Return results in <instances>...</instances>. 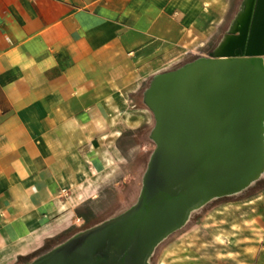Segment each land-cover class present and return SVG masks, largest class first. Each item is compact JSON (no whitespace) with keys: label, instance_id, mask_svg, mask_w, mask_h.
I'll return each instance as SVG.
<instances>
[{"label":"crops","instance_id":"1","mask_svg":"<svg viewBox=\"0 0 264 264\" xmlns=\"http://www.w3.org/2000/svg\"><path fill=\"white\" fill-rule=\"evenodd\" d=\"M229 10V0H0V264L102 223L81 211L102 181V140L118 151L154 56L211 36ZM254 220L264 230L263 210ZM254 235L239 238L237 264H264V233Z\"/></svg>","mask_w":264,"mask_h":264},{"label":"water","instance_id":"2","mask_svg":"<svg viewBox=\"0 0 264 264\" xmlns=\"http://www.w3.org/2000/svg\"><path fill=\"white\" fill-rule=\"evenodd\" d=\"M264 0H243L205 58L157 76L141 196L125 216L78 233L27 264H148L158 244L216 198L264 172Z\"/></svg>","mask_w":264,"mask_h":264},{"label":"rangeland","instance_id":"3","mask_svg":"<svg viewBox=\"0 0 264 264\" xmlns=\"http://www.w3.org/2000/svg\"><path fill=\"white\" fill-rule=\"evenodd\" d=\"M239 3L240 0H229V14L211 36L205 38L200 33H191L187 42L152 59L146 81L127 105L126 116L134 122L120 132L116 143L118 151L113 149L114 146H108L104 139L101 142L103 156L108 157L107 161L103 160L106 166L102 168V181L95 190L86 193L94 195L95 199L89 206L81 208L92 224L130 211L141 196L149 159L156 149V118L145 101V92L157 76L207 57L227 31ZM262 61L264 66V58ZM261 205H264V172L256 183L240 194L213 199L193 211L180 229L158 244L148 264H237L239 238L245 235L254 239V234L259 238L264 233L254 220L260 216V210L264 211V207L259 208ZM87 226L88 223H82L78 229ZM71 234L50 240L17 264H27L46 254L68 240ZM250 243L253 245V240Z\"/></svg>","mask_w":264,"mask_h":264},{"label":"bare ground","instance_id":"4","mask_svg":"<svg viewBox=\"0 0 264 264\" xmlns=\"http://www.w3.org/2000/svg\"><path fill=\"white\" fill-rule=\"evenodd\" d=\"M263 58H264V57H261L262 60H263ZM262 62H263V61H262ZM127 213H128V211H127V212H123L122 214H120V215H118V216H116V217H114V218H119V217L125 216Z\"/></svg>","mask_w":264,"mask_h":264},{"label":"flooded vegetation","instance_id":"5","mask_svg":"<svg viewBox=\"0 0 264 264\" xmlns=\"http://www.w3.org/2000/svg\"><path fill=\"white\" fill-rule=\"evenodd\" d=\"M242 1H243V0H240V3H239V6H238V9H239V7H240V5H241ZM238 9H237V11H238ZM236 13H237V12H236Z\"/></svg>","mask_w":264,"mask_h":264},{"label":"trees","instance_id":"6","mask_svg":"<svg viewBox=\"0 0 264 264\" xmlns=\"http://www.w3.org/2000/svg\"><path fill=\"white\" fill-rule=\"evenodd\" d=\"M26 258H27V257L20 258V259L18 260V262L21 261V260H25Z\"/></svg>","mask_w":264,"mask_h":264},{"label":"built area","instance_id":"7","mask_svg":"<svg viewBox=\"0 0 264 264\" xmlns=\"http://www.w3.org/2000/svg\"><path fill=\"white\" fill-rule=\"evenodd\" d=\"M64 192V191H63Z\"/></svg>","mask_w":264,"mask_h":264}]
</instances>
